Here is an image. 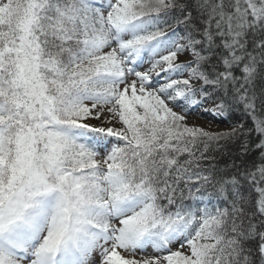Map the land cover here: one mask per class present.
<instances>
[{"label":"snow or ice","instance_id":"1","mask_svg":"<svg viewBox=\"0 0 264 264\" xmlns=\"http://www.w3.org/2000/svg\"><path fill=\"white\" fill-rule=\"evenodd\" d=\"M0 264H264V0H0Z\"/></svg>","mask_w":264,"mask_h":264},{"label":"trees","instance_id":"2","mask_svg":"<svg viewBox=\"0 0 264 264\" xmlns=\"http://www.w3.org/2000/svg\"><path fill=\"white\" fill-rule=\"evenodd\" d=\"M218 118L227 125L233 126L234 124L245 123L247 126H250V121L245 120L240 112H230L224 116H219ZM237 152L238 142L222 141L219 147H214L208 153V155L215 159L212 161H206V163H215L218 167L224 168L226 165H230L232 160L236 158ZM251 158H256V153H252Z\"/></svg>","mask_w":264,"mask_h":264},{"label":"rangeland","instance_id":"3","mask_svg":"<svg viewBox=\"0 0 264 264\" xmlns=\"http://www.w3.org/2000/svg\"><path fill=\"white\" fill-rule=\"evenodd\" d=\"M189 123H194L204 128H210L214 131H229L232 125L225 124L218 117H213L200 109L196 115L189 117Z\"/></svg>","mask_w":264,"mask_h":264}]
</instances>
